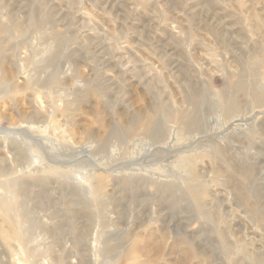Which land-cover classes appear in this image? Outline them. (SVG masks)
Here are the masks:
<instances>
[{"label": "rangeland", "instance_id": "374dc122", "mask_svg": "<svg viewBox=\"0 0 264 264\" xmlns=\"http://www.w3.org/2000/svg\"><path fill=\"white\" fill-rule=\"evenodd\" d=\"M0 264H264V0H0Z\"/></svg>", "mask_w": 264, "mask_h": 264}, {"label": "bare ground", "instance_id": "6f19581e", "mask_svg": "<svg viewBox=\"0 0 264 264\" xmlns=\"http://www.w3.org/2000/svg\"><path fill=\"white\" fill-rule=\"evenodd\" d=\"M237 119H235V121H236ZM239 123V122H238ZM238 123H234V121H229V127L231 128V129H233L234 127H236V126H239V124ZM169 136L171 137V133L169 134ZM167 147V146H166ZM37 155V154H36ZM35 155V156H36ZM39 157V156H38ZM38 159V158H37ZM40 160V159H39ZM39 160H37V161H39ZM42 160V159H41ZM40 160V161H41Z\"/></svg>", "mask_w": 264, "mask_h": 264}]
</instances>
